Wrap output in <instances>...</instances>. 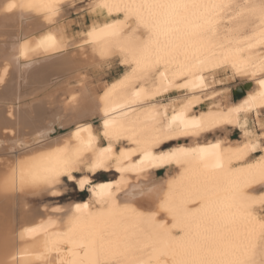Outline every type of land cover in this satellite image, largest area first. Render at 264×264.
<instances>
[{"label":"bare ground","instance_id":"1","mask_svg":"<svg viewBox=\"0 0 264 264\" xmlns=\"http://www.w3.org/2000/svg\"><path fill=\"white\" fill-rule=\"evenodd\" d=\"M83 1L0 0V264H264V145L247 129L264 114V0H86L81 36L129 67L94 96L68 89L86 46L64 18ZM220 71L243 87L225 104ZM65 179L89 198L28 207Z\"/></svg>","mask_w":264,"mask_h":264},{"label":"rangeland","instance_id":"2","mask_svg":"<svg viewBox=\"0 0 264 264\" xmlns=\"http://www.w3.org/2000/svg\"><path fill=\"white\" fill-rule=\"evenodd\" d=\"M90 3L85 0V2L83 1L82 3L77 4L74 8L71 9L72 11H70V13L68 15H66L64 18L65 21H69V23L72 26L71 40L74 41L73 44L86 46L84 49L85 53L82 52L84 55L81 52H80V54L78 52L79 56L77 53H73L75 58L78 56L81 60L82 59L83 60H82V62H78L79 63L78 68L79 69L75 74L72 75V77L75 75L73 77L74 79L72 78V80L70 81L69 86H68V89L74 88L82 96H85V95L87 96V95H92V94H93L92 96H94V94L97 95L106 83L111 82V81L119 78L121 75H123L129 69V67L121 64L122 63L121 58L118 57L117 55H114L113 57L105 58V59L99 58L97 55H95V53H93L91 51L92 45L94 43L91 36L88 34L81 36V34L86 29V27L89 25L88 15H90V13L92 12V9L90 7ZM82 25H84V26H82ZM82 28H83V30H82ZM73 35H75V36H73ZM80 55H82L83 57ZM78 57L76 58L77 61H81V60H78L79 59ZM86 57H88V58H86ZM82 63H84V64H82ZM81 64H82V67H84V68L81 69V71H80V67H81L80 65ZM77 73L80 75V77H81V75L83 77L79 78V75H77ZM210 82L212 84V86H211L212 89L215 91H218L219 95H217V96L219 97V99H221L220 101H222L221 103H223V104L228 102L229 99L234 100L236 97L233 95V91L242 85V83L235 76H233V74L230 71H220L219 73L215 74L212 77V80ZM76 87H78V88H76ZM80 88H83V89L80 90ZM178 90H179V88H177L175 91H178ZM169 97H166L167 98V99H165L166 101L164 100L165 104H168L172 100H175L177 102V100L180 99V94L179 93H172ZM177 97H179V98H177ZM208 107H209V102L204 99L203 101H201L199 107L196 108V111H199L202 109L206 110ZM261 121L257 122V120L255 118L250 116L247 120V123H248L247 129L253 131V133L261 140V144L264 145V138L262 137L263 133H264L263 132L264 131V114L261 116ZM94 123H95L96 127H99V125H98L99 119H94ZM66 133H67L66 129L58 128L57 131L52 134V138L55 139V138H57V136L60 137ZM220 135H221L220 137H217L218 139L226 138V136H224L223 134H220ZM241 135L242 134L239 130L234 129L229 135V140H231L232 142H239L240 143L243 141V137ZM217 138H215V139L217 140ZM260 151L261 150H259L258 153L256 154L257 157H259L262 154ZM165 174H166L165 170L159 171L158 172V179L166 177ZM82 175L83 174H81V173H80V175L77 174L76 178H80ZM114 178H115L114 173H105V174H101L100 176H97L96 178L93 179V181L94 182L107 181V180H113ZM65 180L66 181L58 189V193L60 192L58 195H56L57 193L54 195L52 193L46 192V193H42V194L29 195L30 197L26 196V198H25V199H27L26 202L27 203L30 202L28 204L29 205L28 207L31 206L30 208L33 207L34 209L40 210V211H42V210L46 211L47 208L52 209V208L57 207V206L60 208H71L73 203L85 201L89 198L88 190H86L84 192L80 191L76 181L70 182L67 179H65ZM79 192H81V193H79ZM31 202H32V205H31ZM261 215L264 217V210H261Z\"/></svg>","mask_w":264,"mask_h":264},{"label":"water","instance_id":"3","mask_svg":"<svg viewBox=\"0 0 264 264\" xmlns=\"http://www.w3.org/2000/svg\"><path fill=\"white\" fill-rule=\"evenodd\" d=\"M243 93V87H238V88H236L234 91H233V95L236 97V96H238V95H240V94H242ZM79 193H81V192H79Z\"/></svg>","mask_w":264,"mask_h":264},{"label":"snow or ice","instance_id":"4","mask_svg":"<svg viewBox=\"0 0 264 264\" xmlns=\"http://www.w3.org/2000/svg\"><path fill=\"white\" fill-rule=\"evenodd\" d=\"M10 10V9H9ZM49 39H51V38H49Z\"/></svg>","mask_w":264,"mask_h":264}]
</instances>
